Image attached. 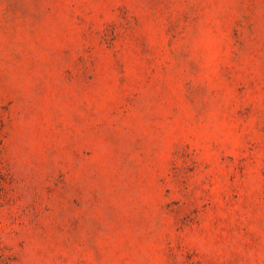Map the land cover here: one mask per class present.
Segmentation results:
<instances>
[{
  "label": "rangeland",
  "instance_id": "obj_1",
  "mask_svg": "<svg viewBox=\"0 0 264 264\" xmlns=\"http://www.w3.org/2000/svg\"><path fill=\"white\" fill-rule=\"evenodd\" d=\"M0 264H264V0H0Z\"/></svg>",
  "mask_w": 264,
  "mask_h": 264
}]
</instances>
